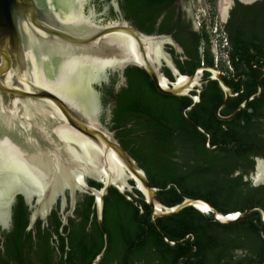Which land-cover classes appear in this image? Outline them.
I'll return each instance as SVG.
<instances>
[{
	"label": "trees",
	"instance_id": "obj_1",
	"mask_svg": "<svg viewBox=\"0 0 264 264\" xmlns=\"http://www.w3.org/2000/svg\"><path fill=\"white\" fill-rule=\"evenodd\" d=\"M239 15L237 12L222 27L229 41V47L222 51L230 63V70L224 65L229 77L223 80L237 95L228 100L220 116L231 114L256 93V78L262 72L252 69L250 61L254 56V64L264 68V36L256 34L249 19L242 26ZM141 31L152 35L149 30ZM174 36L186 55L185 61H176L181 74L190 75L202 63L214 65L205 27L191 34V44L181 35ZM123 75L125 83L117 90V75L110 78L109 85L97 87L103 95V105H111L107 127L145 171L149 184L159 189L157 195L164 205L171 207L187 197L201 198L222 214H242L253 207L264 211V185L253 186L249 178L255 160L264 159V78L258 83L259 97L229 121L215 115L223 100L217 82L208 81L202 86L200 102L186 115L207 137L182 115V110L192 104L189 97L161 94L141 68L127 67ZM88 184L95 189L101 187L92 180ZM134 193L137 197L128 194V200L109 188L104 197L103 225L109 247L97 264H264V220L257 211L230 224L215 222L210 213L193 207L157 218L155 224L169 241L182 240L169 245L151 223L150 208L142 195L136 190ZM80 202H84L82 221L78 230L68 235L67 250L61 222L55 214L51 215L55 239L52 241L37 222L34 240L33 230H27L29 211L23 197L17 195L11 207L10 229L0 231V264H90L102 249L103 238L95 220L94 198L84 194ZM63 231L67 232V227ZM87 236L91 237L92 247L87 246Z\"/></svg>",
	"mask_w": 264,
	"mask_h": 264
},
{
	"label": "water",
	"instance_id": "obj_2",
	"mask_svg": "<svg viewBox=\"0 0 264 264\" xmlns=\"http://www.w3.org/2000/svg\"><path fill=\"white\" fill-rule=\"evenodd\" d=\"M87 1L0 0V228L9 229L17 195L30 208L35 202L32 226L38 216L46 218L57 198L64 201L65 191L71 203L77 192L87 194L94 198L95 219L103 238L102 249L90 263L97 264L109 246L103 225L104 197L109 188L128 200V194L137 197L134 190L138 191L150 208L151 223L169 245L182 240L169 241L155 219L187 207L203 213L199 204L206 205L213 221L220 224L234 223L252 211L263 221L264 211L259 207L242 214H222L201 198L187 197L171 207L164 205L157 195L159 189L149 184L145 171L107 127L101 116L103 95L97 89L108 82L110 73H117L123 82L127 67L141 68L161 94L192 100L182 115L208 137L186 115L200 102L204 84L216 81L223 94L215 110L221 121H229L259 97L261 87L257 85L256 93L231 114L220 116V110L237 93L225 83L219 69L201 65L190 75L181 74L165 50L171 47L176 54L183 52L170 35L145 34L123 20L100 24L94 9L84 13ZM164 66L172 72V81L164 75ZM203 73L209 75L206 81H202ZM88 180L101 187H90ZM252 185L264 182L254 179ZM231 215L233 219L228 218ZM261 236L264 238L262 232Z\"/></svg>",
	"mask_w": 264,
	"mask_h": 264
},
{
	"label": "flooded vegetation",
	"instance_id": "obj_3",
	"mask_svg": "<svg viewBox=\"0 0 264 264\" xmlns=\"http://www.w3.org/2000/svg\"><path fill=\"white\" fill-rule=\"evenodd\" d=\"M124 6L126 7L124 8ZM236 7L238 8L236 9ZM89 8L94 9L97 22L100 24L104 25L110 23H118L119 21L123 20L125 23L130 24L136 29H140L139 31H141L142 29L145 31L149 30L152 34L170 35L174 39V41H176L179 45L180 43L175 38V34L181 35V37L185 39L186 42L189 44L190 42L192 43L191 34H196L204 28H201L200 25H198L194 19L191 0H88L84 4V13H87ZM235 9L236 11L234 13ZM237 12L240 13L239 20L242 26L244 24L242 22L249 19L250 23L254 24L256 34L264 36V0H234V3H232V7L227 13L225 20L222 22V27L227 26L231 22V20L235 18L234 16L237 15ZM226 40L227 46L229 47V41L227 36ZM180 47L183 50L182 54H176L173 48L171 47H166L165 49L172 56V59L175 65L177 66L178 70L179 67L176 61L178 60L183 62L186 60L184 48L181 45ZM199 52L202 53V48L199 49ZM212 53L214 62L213 49ZM226 57L227 60H229L228 55H226ZM255 59L256 56L252 58V60L250 61V65L252 69H259L262 72V74L256 78V84L258 85L259 80L264 78V68L259 64H254ZM201 65L208 66L204 63H202ZM212 67H215L221 71L222 78L229 77L223 70L224 64L219 63L215 65L214 62V65ZM162 71L169 80H173V74L166 66L162 68ZM166 71L170 73L172 79L168 76ZM233 72L234 71L231 70V77H233L234 75ZM115 75H117V73H115L114 75L110 73L108 77V82H102L100 85H98V88H102L104 85H109L110 78L114 77ZM208 77L209 75L207 73H203L202 81H206ZM124 83L125 81L121 82L117 75V81L114 85V88L117 90ZM102 112L103 114H101V116L103 117V120L105 122L108 119L110 120L111 105H106ZM257 159L263 160L264 162L263 158ZM83 195L84 193L77 192L75 195V201L71 203L69 192L65 191L64 201L61 197L57 198L56 201L52 203L49 212L46 215V218L42 219L40 216H38L34 220L32 226H30V219L33 212H35L36 210L35 202H33L32 208H30L24 202L29 211L27 230H33L34 240L37 235L35 229V224H37V222L40 223L41 229L47 231L52 241L55 239L56 234L54 233V226L52 225L53 223H51V220H53L51 219V215L55 214L58 220L61 222L60 232L65 238V246L68 250L70 248L68 235L73 230H78V224L82 221L80 210L83 206L82 203L84 202H80V199L83 197ZM64 227H67V232L63 231ZM91 227L92 226L90 225L88 227V230ZM9 229L0 228V231L2 232ZM85 238L88 239L86 242L87 246L92 247L93 243L91 237L87 236Z\"/></svg>",
	"mask_w": 264,
	"mask_h": 264
},
{
	"label": "rangeland",
	"instance_id": "obj_4",
	"mask_svg": "<svg viewBox=\"0 0 264 264\" xmlns=\"http://www.w3.org/2000/svg\"><path fill=\"white\" fill-rule=\"evenodd\" d=\"M232 3H234V0H191L194 19L197 14L199 16V19L204 20V22H208V11L209 13H211V17L213 18V20L217 22L218 26L220 25L222 29V22L225 20L227 13L232 7ZM216 39L218 38L211 35V41ZM104 107L105 106L102 103L103 110ZM106 121L108 124L109 119ZM250 180L252 181V183L254 182V178H251Z\"/></svg>",
	"mask_w": 264,
	"mask_h": 264
},
{
	"label": "built area",
	"instance_id": "obj_5",
	"mask_svg": "<svg viewBox=\"0 0 264 264\" xmlns=\"http://www.w3.org/2000/svg\"><path fill=\"white\" fill-rule=\"evenodd\" d=\"M208 22L199 19V16L196 14L195 21L201 28L205 27L207 32L212 36L217 37L218 39L211 41L212 49L214 50V62L216 64H224L225 67L230 70V66L226 57L225 52H222V49L227 46V40L225 35L222 32L220 25L218 26L217 22L211 17V13L207 11ZM220 38V39H219Z\"/></svg>",
	"mask_w": 264,
	"mask_h": 264
},
{
	"label": "bare ground",
	"instance_id": "obj_6",
	"mask_svg": "<svg viewBox=\"0 0 264 264\" xmlns=\"http://www.w3.org/2000/svg\"><path fill=\"white\" fill-rule=\"evenodd\" d=\"M183 81V79H178V82ZM254 179L256 182H264V164L261 160H258L256 163V172L253 174ZM199 208L203 213H207L209 209L207 208L206 205L204 204H199ZM229 219H233L234 216H229Z\"/></svg>",
	"mask_w": 264,
	"mask_h": 264
},
{
	"label": "clouds",
	"instance_id": "obj_7",
	"mask_svg": "<svg viewBox=\"0 0 264 264\" xmlns=\"http://www.w3.org/2000/svg\"><path fill=\"white\" fill-rule=\"evenodd\" d=\"M208 213V212H207Z\"/></svg>",
	"mask_w": 264,
	"mask_h": 264
}]
</instances>
